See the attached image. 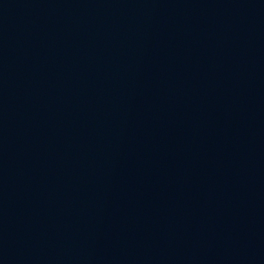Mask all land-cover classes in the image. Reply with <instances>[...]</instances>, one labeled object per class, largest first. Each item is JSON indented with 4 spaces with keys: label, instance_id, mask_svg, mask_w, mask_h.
Returning <instances> with one entry per match:
<instances>
[{
    "label": "water",
    "instance_id": "95a60500",
    "mask_svg": "<svg viewBox=\"0 0 264 264\" xmlns=\"http://www.w3.org/2000/svg\"><path fill=\"white\" fill-rule=\"evenodd\" d=\"M0 264H264V0H0Z\"/></svg>",
    "mask_w": 264,
    "mask_h": 264
}]
</instances>
